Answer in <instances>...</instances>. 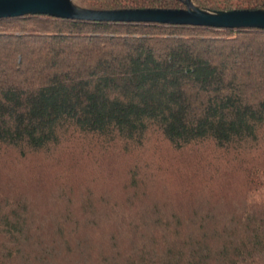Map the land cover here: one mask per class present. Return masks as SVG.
I'll use <instances>...</instances> for the list:
<instances>
[{
  "label": "trees",
  "instance_id": "trees-1",
  "mask_svg": "<svg viewBox=\"0 0 264 264\" xmlns=\"http://www.w3.org/2000/svg\"><path fill=\"white\" fill-rule=\"evenodd\" d=\"M0 264H264V29L0 18Z\"/></svg>",
  "mask_w": 264,
  "mask_h": 264
},
{
  "label": "water",
  "instance_id": "water-1",
  "mask_svg": "<svg viewBox=\"0 0 264 264\" xmlns=\"http://www.w3.org/2000/svg\"><path fill=\"white\" fill-rule=\"evenodd\" d=\"M185 7L125 8L100 10L80 7L74 0H0V18L47 15L55 18L123 23H160L214 28L264 29V9H232L211 11L181 0Z\"/></svg>",
  "mask_w": 264,
  "mask_h": 264
}]
</instances>
